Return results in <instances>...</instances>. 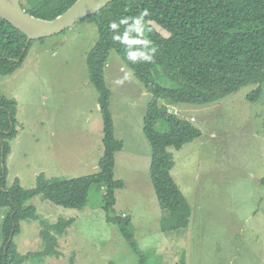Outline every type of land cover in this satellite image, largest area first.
I'll use <instances>...</instances> for the list:
<instances>
[{"label":"rangeland","instance_id":"obj_1","mask_svg":"<svg viewBox=\"0 0 264 264\" xmlns=\"http://www.w3.org/2000/svg\"><path fill=\"white\" fill-rule=\"evenodd\" d=\"M25 4L28 0H20ZM163 36L168 33L151 23ZM88 18L65 32L33 41L20 69L0 75V95L17 102V136L7 158V183L19 179L26 190L37 178L68 180L98 172L103 156V119L99 93L91 83L87 55L99 41ZM156 80L169 87L168 80ZM105 81L116 139L124 144L115 156L117 216L132 219L135 240L146 264H264V83L207 105L173 106L180 119L201 137L173 153L172 177L191 208L186 230L165 234L161 221L169 212L159 205L150 177L152 149L144 117L152 94L115 52ZM165 131L164 125L158 126ZM104 190L94 185L83 209L57 206L37 196L26 203L38 219L22 221L14 238L21 255L45 250L42 222L75 223L58 238L60 256L24 264H140L119 228L106 221ZM0 209V245L3 216Z\"/></svg>","mask_w":264,"mask_h":264},{"label":"trees","instance_id":"obj_2","mask_svg":"<svg viewBox=\"0 0 264 264\" xmlns=\"http://www.w3.org/2000/svg\"><path fill=\"white\" fill-rule=\"evenodd\" d=\"M77 1L28 0L21 4L26 13L53 20ZM88 19L97 25L100 35L87 55L89 77L99 93L103 119L99 171L68 180L48 179L41 174L34 189H24L19 179L9 187L5 164L17 136V102L0 95V209H8L2 219L0 264L60 256L58 238L67 233L74 219L42 222L40 236L45 250L26 255L18 252L14 238L21 232L20 223L38 219L36 208L26 203L41 196L57 206L83 209L94 185L104 190L107 223L119 228L140 255V264H146L135 240L132 219L117 216L114 210L116 192L124 188V183L115 178V156L124 144L115 137L112 93L105 81L112 51L152 94L144 117V134L152 149V184L161 209L169 212L161 221L165 234L186 230L191 217L190 205L172 177L175 162L169 149L179 151L202 134L191 122L178 118L173 106L212 104L249 85L264 83V0H115ZM151 23L169 36L161 35ZM27 40L25 34L0 17V75L11 76L22 67L33 44L28 46ZM156 77L168 80L170 86H162ZM261 93L259 86L248 99L255 101ZM160 124L165 131L158 130Z\"/></svg>","mask_w":264,"mask_h":264},{"label":"water","instance_id":"obj_3","mask_svg":"<svg viewBox=\"0 0 264 264\" xmlns=\"http://www.w3.org/2000/svg\"><path fill=\"white\" fill-rule=\"evenodd\" d=\"M114 1L78 0L62 15L53 20H44L26 13L20 0H0V17L25 34L29 46L33 41L65 32L80 21L97 14Z\"/></svg>","mask_w":264,"mask_h":264},{"label":"clouds","instance_id":"obj_4","mask_svg":"<svg viewBox=\"0 0 264 264\" xmlns=\"http://www.w3.org/2000/svg\"><path fill=\"white\" fill-rule=\"evenodd\" d=\"M111 27L115 28L116 27V24H112Z\"/></svg>","mask_w":264,"mask_h":264},{"label":"built area","instance_id":"obj_5","mask_svg":"<svg viewBox=\"0 0 264 264\" xmlns=\"http://www.w3.org/2000/svg\"><path fill=\"white\" fill-rule=\"evenodd\" d=\"M174 113L177 114L178 113L177 110H175Z\"/></svg>","mask_w":264,"mask_h":264}]
</instances>
